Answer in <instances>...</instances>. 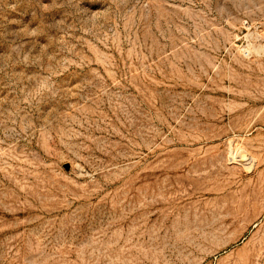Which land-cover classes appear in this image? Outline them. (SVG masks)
<instances>
[{
    "label": "rangeland",
    "instance_id": "374dc122",
    "mask_svg": "<svg viewBox=\"0 0 264 264\" xmlns=\"http://www.w3.org/2000/svg\"><path fill=\"white\" fill-rule=\"evenodd\" d=\"M0 264H264V0H0Z\"/></svg>",
    "mask_w": 264,
    "mask_h": 264
}]
</instances>
